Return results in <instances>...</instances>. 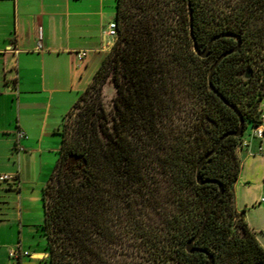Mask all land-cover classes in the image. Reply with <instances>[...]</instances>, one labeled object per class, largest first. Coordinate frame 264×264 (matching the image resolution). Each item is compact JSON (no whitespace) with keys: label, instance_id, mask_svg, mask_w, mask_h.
<instances>
[{"label":"trees","instance_id":"1","mask_svg":"<svg viewBox=\"0 0 264 264\" xmlns=\"http://www.w3.org/2000/svg\"><path fill=\"white\" fill-rule=\"evenodd\" d=\"M182 1L180 13L170 8L165 15L162 0H117V37L64 117L59 156L44 187L50 264L207 261L206 253L189 252L186 243L219 190L217 183H198L197 166L220 136L240 123L208 82L214 61L236 39L219 38L209 56H199L190 36L188 0ZM227 1L191 0L199 44L207 46L222 32L262 41L264 0H238L233 7ZM242 46L220 62L213 81L239 106L247 130L262 120L261 112H247L225 83L241 79L235 63L242 59ZM211 58L212 65L205 66ZM110 77L117 87L112 109L103 99ZM263 97L264 89L247 105L256 110ZM241 138L227 136L202 167L204 178L225 185L195 242L214 253L213 264H264V247L245 220V210L239 212L234 202Z\"/></svg>","mask_w":264,"mask_h":264},{"label":"crops","instance_id":"2","mask_svg":"<svg viewBox=\"0 0 264 264\" xmlns=\"http://www.w3.org/2000/svg\"><path fill=\"white\" fill-rule=\"evenodd\" d=\"M116 12L117 0H0V173L15 175L0 180V264H50L44 187L64 117L111 49L104 30ZM249 132L236 147L234 202L264 247V137ZM19 245L31 254L11 257Z\"/></svg>","mask_w":264,"mask_h":264},{"label":"rangeland","instance_id":"3","mask_svg":"<svg viewBox=\"0 0 264 264\" xmlns=\"http://www.w3.org/2000/svg\"><path fill=\"white\" fill-rule=\"evenodd\" d=\"M125 1L128 2L129 4L137 3L138 1L140 2V0H125ZM227 2L230 3V5L233 7L234 4L238 2V0H228ZM162 3H164L163 8L165 9V15H166V9L170 11V8H172L173 11L180 13L183 8L182 0H162ZM116 37L111 39L110 48L113 46ZM260 44L263 45L262 48L259 47ZM242 48H243V54L240 56V58L242 59H239L235 63V68L240 69L239 75L241 76V79L240 81L235 82L234 80L228 78L229 80L226 79L225 83L227 87L230 88L231 90L230 94H232V96L238 101V103L247 112L249 113L252 112L253 114H256L259 109V106L257 107L256 110H251L250 106L252 105L249 104L247 105V102L255 92L257 94V92L262 91L264 89V39H262V41H258V36H254V35L248 36V34H246L244 36ZM213 60L214 59L211 58L208 62L204 63V65L211 66ZM247 69H252V74L250 77H246L245 73ZM116 94H117V87L114 81L112 80V78L110 77L107 80L103 90V99L109 109H112L113 107V98L115 97ZM240 217L241 215L238 214L234 218V224H235L234 228H236V223L238 222ZM241 234L244 235V233ZM38 256L43 257L44 255H38ZM170 260L171 258L169 259V261ZM230 264H244V263L242 261H239L237 263L232 262Z\"/></svg>","mask_w":264,"mask_h":264},{"label":"water","instance_id":"4","mask_svg":"<svg viewBox=\"0 0 264 264\" xmlns=\"http://www.w3.org/2000/svg\"><path fill=\"white\" fill-rule=\"evenodd\" d=\"M188 11H189V19H190V36L192 38L193 41V48L194 51L201 57H207L211 54V48L212 45L214 43L215 40L225 37V36H231L234 37L236 39V45L232 48H229L225 51H223L214 61L209 75H208V82H209V86L210 89L213 90L221 99L222 101L227 104L229 107H231L233 110H235V112L238 114L239 119H240V123L239 126L235 129H231V130H227L225 131L219 138V140L217 141V143L215 144V146L209 151L207 152L202 159L200 160L198 166H197V170H196V178L198 183L200 184H204L207 182H213V183H217L219 185V190L217 192V194L215 195L214 199L212 200L205 218L201 224L200 229L198 230V232L192 236L186 243V249L189 252H194V251H201L207 254V261L205 262V264H213L215 262V255L212 251L208 250L205 247H201V246H196L195 242L197 240V238L204 232V230L206 229L208 220L210 218V215L212 214L214 207L216 205V203L219 201V199L221 198V196L223 195L224 191H225V185L224 183L217 178H204L202 175V167L204 165V163L206 162V160L212 155L214 154L218 148L220 147V145L223 143V141L225 140V138L229 135H235V136H242L245 132L246 129V119L244 114L242 113V111L240 110L239 106L236 105L235 103L231 102L228 98H226V96L215 86L214 81H213V77L215 74L216 69L218 68L220 62L229 54L238 51L241 46H242V37L240 34L237 33H233V32H222V33H218L216 35H214L209 43L207 44V46L202 47L197 39V36L195 34V30H194V13H193V8H192V2L191 0H188ZM252 74V69H247L246 71V77H250ZM264 117V116H263Z\"/></svg>","mask_w":264,"mask_h":264},{"label":"built area","instance_id":"5","mask_svg":"<svg viewBox=\"0 0 264 264\" xmlns=\"http://www.w3.org/2000/svg\"><path fill=\"white\" fill-rule=\"evenodd\" d=\"M104 33H105L106 37L109 39L107 41L108 45H109L111 43L110 40L112 38L116 37L118 34V24H117L116 19L111 20L108 23L107 27L104 30ZM39 47H41V43L38 44V48ZM86 54H87L86 50H80L77 52V55L80 59H83L86 56ZM248 129L250 131L249 133H250L251 137L263 138L264 137V117L262 116L261 121L254 122V123L250 124ZM248 129L247 130L245 129L246 133L244 132V134L242 135V138L239 140L237 147L246 146L248 144L249 140L246 137H244L245 134L248 133ZM25 136H26L25 131L20 129L18 131V137L22 138ZM14 178H15L14 174L0 173V180H2V181L13 180ZM262 199H264V193L262 195ZM30 254H31V252L29 250L23 249L21 245L16 246L15 248H13L10 251V256L13 258H16V259H20L23 256L30 255Z\"/></svg>","mask_w":264,"mask_h":264},{"label":"flooded vegetation","instance_id":"6","mask_svg":"<svg viewBox=\"0 0 264 264\" xmlns=\"http://www.w3.org/2000/svg\"><path fill=\"white\" fill-rule=\"evenodd\" d=\"M242 45H243V39H242Z\"/></svg>","mask_w":264,"mask_h":264}]
</instances>
